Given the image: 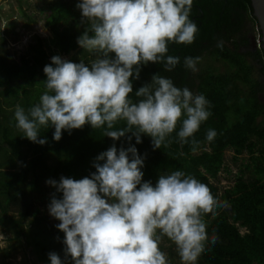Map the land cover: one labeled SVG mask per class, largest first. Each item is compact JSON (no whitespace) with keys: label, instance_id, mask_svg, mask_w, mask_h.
I'll use <instances>...</instances> for the list:
<instances>
[{"label":"clouds","instance_id":"obj_1","mask_svg":"<svg viewBox=\"0 0 264 264\" xmlns=\"http://www.w3.org/2000/svg\"><path fill=\"white\" fill-rule=\"evenodd\" d=\"M193 0H78L79 47L97 53L89 64L60 56L45 65L44 92L27 111L17 105L15 128L30 142L44 145L41 129L54 128L53 140L62 132L90 125L103 128L113 141L127 137V149L113 145L96 157L95 172L82 179L60 177L46 184L52 194L48 213L64 234V254L72 264H170L160 245L167 238L175 245L182 264H197L209 238L204 217L228 207L210 188L183 171L158 176L155 185L143 181V158L135 146L141 136L151 138L153 149L168 147L176 130L178 142L197 151L195 133L211 112L203 94L177 87L159 73L139 87L133 100V81L149 63L172 71L177 56L167 55L169 44L190 45L199 31L190 19ZM258 29V27H257ZM260 36V35H259ZM260 48V47H259ZM199 57H185V68L195 72ZM123 122L124 127L116 128ZM217 135L206 131L210 142ZM183 153H181L182 155ZM236 174V173H235ZM247 230L245 229V232ZM50 264H63L55 252Z\"/></svg>","mask_w":264,"mask_h":264},{"label":"trees","instance_id":"obj_2","mask_svg":"<svg viewBox=\"0 0 264 264\" xmlns=\"http://www.w3.org/2000/svg\"><path fill=\"white\" fill-rule=\"evenodd\" d=\"M66 1L52 3L43 23L51 35L38 36L19 62L8 60L0 45V228L10 225L12 230L22 231L20 236L28 247H34L41 264H50L51 252L58 254L63 264H72L71 258L64 254V234L56 227L42 224L47 218L40 216L37 203L46 181L59 182L61 176L77 180L90 176L95 172L93 164L99 154L113 145L117 150L130 146L127 137L113 141L103 137V128L94 130L87 124L70 134L63 131L58 142L53 140V127L41 129L40 138L47 141L44 145L30 142L15 128V107L20 105L27 111L43 94L42 82L46 79L43 68L51 63V57L58 55L64 59L75 53L68 61L80 63L77 56L83 49L76 41L85 25L80 24L78 0H70V6ZM190 19L199 29L194 42L168 46L167 55L179 57L180 63L170 72L160 63L144 66L139 79L133 81L131 98L135 100V91L150 83L156 73L170 78L177 87L203 94L210 103L211 115L195 133L199 147L193 152L190 144L181 146L177 139L179 122L169 137L173 142L168 147L154 150L147 135L141 136L139 144L134 137L130 143L143 158L142 182L151 181L155 185L159 175L179 170L206 184L218 200L227 201L229 212L218 208L215 215L204 217L209 238L215 235L218 239L214 245L206 244L197 264H264V50L251 45L250 25L253 29L258 27L252 3L193 0ZM185 57H199L197 65L202 58L210 60L193 72L185 68ZM83 59L90 65L91 59ZM122 127L123 122L116 125ZM208 129L217 133L210 142L206 139ZM229 149L236 157L249 155L250 163L243 168L249 169L251 165L255 177L246 181L238 176L221 195L212 180L222 172H229L225 170ZM51 193L57 199L62 198L54 187ZM29 219L31 229L22 230ZM240 227L247 231L241 233ZM14 250L15 247H0V264H9L7 259Z\"/></svg>","mask_w":264,"mask_h":264},{"label":"rangeland","instance_id":"obj_3","mask_svg":"<svg viewBox=\"0 0 264 264\" xmlns=\"http://www.w3.org/2000/svg\"><path fill=\"white\" fill-rule=\"evenodd\" d=\"M55 0H0V45L5 52V57L8 60L20 61V58L27 55L28 48L34 45L38 36L49 37L51 34L43 27L44 19L49 9L52 7V3ZM68 6L71 5V1L68 0ZM251 27V33L253 35L251 45L254 49L261 46L260 31ZM250 30V28H249ZM260 41V42H259ZM49 42L47 41L45 46L49 51ZM50 46V45H49ZM54 49V47H52ZM75 53L64 56L65 60L71 59ZM97 53L88 52L84 49L78 54L77 58L79 62L83 61L84 57L91 60L96 58ZM208 58H202L200 65H196L197 70L205 67L209 63ZM225 71V67L221 64H216ZM251 158L247 153H244L238 157L235 156L234 151L229 149L226 153V171L222 172L217 179L212 180L217 187L221 190V195L224 191L233 186L238 176H242L244 180L249 181L255 177L253 167L249 165V169L243 168L245 163H250ZM236 173V174H235ZM45 185V191L38 200L37 206L40 209V216L46 217V221L42 224L56 227L59 221L52 218L48 213V204L51 200V188L48 184ZM226 211H230V208H219ZM18 219V215H14ZM29 221L26 220L23 224L22 230H29ZM6 228V229H5ZM5 228H0V247L1 249L13 248L14 252L7 259L9 264H41L38 261L37 253L34 247H28L22 236V231L12 230L10 225ZM241 233H245V228L240 227ZM21 239V240H20ZM22 241V243H21ZM161 251L165 252L170 264H182V261L177 253L175 245L172 244L167 238L162 240L160 245ZM43 264V263H42Z\"/></svg>","mask_w":264,"mask_h":264},{"label":"water","instance_id":"obj_4","mask_svg":"<svg viewBox=\"0 0 264 264\" xmlns=\"http://www.w3.org/2000/svg\"><path fill=\"white\" fill-rule=\"evenodd\" d=\"M253 16L257 20L258 30L260 31V48L264 50V0H251Z\"/></svg>","mask_w":264,"mask_h":264},{"label":"built area","instance_id":"obj_5","mask_svg":"<svg viewBox=\"0 0 264 264\" xmlns=\"http://www.w3.org/2000/svg\"><path fill=\"white\" fill-rule=\"evenodd\" d=\"M260 42V41H259Z\"/></svg>","mask_w":264,"mask_h":264}]
</instances>
